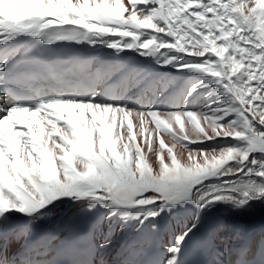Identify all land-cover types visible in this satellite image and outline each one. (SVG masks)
<instances>
[{"label":"snow or ice","instance_id":"1","mask_svg":"<svg viewBox=\"0 0 264 264\" xmlns=\"http://www.w3.org/2000/svg\"><path fill=\"white\" fill-rule=\"evenodd\" d=\"M129 52L142 63L118 65ZM257 206L264 0H0V264H44L52 235L29 238L53 214L87 221L59 248L71 264H105L126 229L142 239L122 264H189L209 217ZM237 239L231 264H264V240Z\"/></svg>","mask_w":264,"mask_h":264},{"label":"bare ground","instance_id":"2","mask_svg":"<svg viewBox=\"0 0 264 264\" xmlns=\"http://www.w3.org/2000/svg\"><path fill=\"white\" fill-rule=\"evenodd\" d=\"M110 51L111 50L104 49L103 52L96 57L97 62L99 63L101 56L105 61L114 60V57H110L108 55ZM127 55V61H116V63L118 65H139L144 59L138 57L135 53L131 52H129ZM168 78L175 79V75L173 73H169ZM169 100L174 101L175 103L179 102L178 96L174 90L172 91ZM166 142L171 143L170 141ZM193 147H195V145H193ZM176 151L179 152L180 149L177 148ZM64 216V214H53L46 221L34 225V234L29 238V242L32 241L37 234L52 228ZM190 216L191 213H188L187 216L182 218V220L186 222L188 217ZM175 223L176 228L182 226L180 221H176ZM208 228L212 229L213 235L215 236V246L212 249L211 257L208 264H220L227 260L228 256L231 254V250L240 243V240L237 239L238 233L247 237L252 243L255 235L264 229V207L257 206L252 211L243 215H236L226 208L221 209L205 221L204 227L201 229V232L197 234V236H199ZM173 231H175V229H173ZM137 234L138 233L132 231L131 229H126L123 233L117 231L115 236L113 237V243L111 247L102 252V254L98 256V260L103 259L105 264H117L125 245L131 240H133L135 236H137ZM164 240L166 244L170 243L171 233L166 232ZM23 244L24 241L18 242L10 236L6 251L11 253L14 251L22 250Z\"/></svg>","mask_w":264,"mask_h":264}]
</instances>
